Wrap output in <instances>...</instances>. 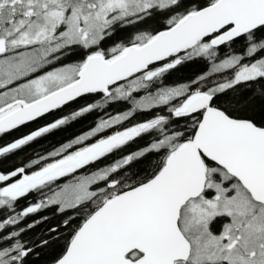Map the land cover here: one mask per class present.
I'll return each mask as SVG.
<instances>
[{"label": "snow or ice", "instance_id": "1", "mask_svg": "<svg viewBox=\"0 0 264 264\" xmlns=\"http://www.w3.org/2000/svg\"><path fill=\"white\" fill-rule=\"evenodd\" d=\"M42 254L264 264V0H0V264Z\"/></svg>", "mask_w": 264, "mask_h": 264}, {"label": "trees", "instance_id": "2", "mask_svg": "<svg viewBox=\"0 0 264 264\" xmlns=\"http://www.w3.org/2000/svg\"><path fill=\"white\" fill-rule=\"evenodd\" d=\"M204 65H197L193 67H189L184 69L181 72L174 73L170 80H182L186 79L189 76H192L193 74L197 72H202L204 70ZM84 101H80V103H83ZM78 105L72 104V108H76ZM69 111L68 108H65L64 112L67 113ZM60 115V113H57L56 115H49L47 119H40L37 122L32 123L29 127L23 128L20 132L15 133L16 136L21 135L22 133H26L30 129H35L39 126L44 125L45 123L51 121L52 119L56 118V116ZM92 124V118H89L87 120H83L80 123L75 124L73 127L68 128L64 131H58L55 134L49 135L44 139H41L38 143H34L30 148L26 150V152L21 153L17 157V163H19L21 160H24L27 156H37V155H45L47 151L52 150L53 146H58L59 143L66 141L68 138L73 137L75 134L81 133L83 130H86L89 128V126ZM131 148H136L137 145L133 144L130 146ZM31 202V199L29 201H20V207L23 208L26 206V203ZM48 217L46 221H42L41 223L37 224L34 228L28 229L24 234L23 237L25 240L31 242L33 240L38 241L41 236L47 234L48 227L54 226L57 223V218L54 217L50 210L42 211L38 214L30 215L27 217L23 222L22 226L32 223L35 220H41L42 217ZM49 259V256L46 254H42L40 257H33L32 261L33 264H47V261Z\"/></svg>", "mask_w": 264, "mask_h": 264}]
</instances>
